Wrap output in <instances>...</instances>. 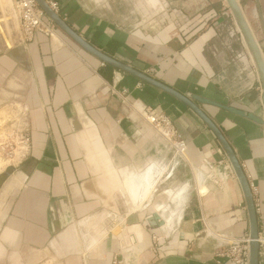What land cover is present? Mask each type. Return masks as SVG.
Wrapping results in <instances>:
<instances>
[{"label":"crops","instance_id":"obj_1","mask_svg":"<svg viewBox=\"0 0 264 264\" xmlns=\"http://www.w3.org/2000/svg\"><path fill=\"white\" fill-rule=\"evenodd\" d=\"M54 1L59 4L56 14L104 55L181 95L200 96L264 119L263 87L256 81L257 68L248 62L244 39L240 45L233 28L223 38L217 34L218 25L226 32L231 24L222 0H139L141 13L147 5L155 14L169 8L188 15L182 28L170 24L159 30L135 24L127 0ZM243 1L255 34L264 42L255 2L248 6ZM47 23L57 37L37 33L24 43L20 32L13 47L0 51V85L11 82L17 91L30 139L15 174L20 186L0 208V264L8 259L15 264H219L215 253L222 244L216 238L228 243L249 239L250 222L235 173L220 181L227 175L219 163L228 158L214 134L185 104L103 63L49 18ZM215 49L221 52L218 57ZM236 55L239 61L229 64ZM127 99L137 109L164 113L187 143L186 155L168 163L162 137L133 113ZM198 106L233 148L250 186L258 188L255 201L264 218V128L215 107ZM161 159L167 163L164 169ZM202 168L211 174L204 175ZM161 169L166 176L160 178V187L173 191L164 192L169 203L161 204L170 209L154 207L152 218L163 221L159 227L154 219L159 227L154 233L167 237L156 255L147 229L141 230L148 220L141 213L144 208L136 211L132 205L147 195L142 190L149 176ZM130 188H136V200ZM164 216L172 220L170 232L163 229ZM106 220L137 228L134 234L144 243L119 258L122 234L107 228ZM83 238H91L93 246L87 248Z\"/></svg>","mask_w":264,"mask_h":264},{"label":"water","instance_id":"obj_2","mask_svg":"<svg viewBox=\"0 0 264 264\" xmlns=\"http://www.w3.org/2000/svg\"><path fill=\"white\" fill-rule=\"evenodd\" d=\"M37 4L40 6V8L46 13L47 17L49 20L55 24L65 35H67L71 40H73L77 45H79L82 49L93 55L94 57L98 58L100 61H102L105 64L111 65L120 71L127 73L131 76L136 77L137 79L161 90L162 92L174 97L181 103L185 104L187 107H189L202 121L203 123L211 130V132L214 134L216 139L218 140L219 144L221 145L222 149L224 150L228 161L230 162L233 171L237 177V180L241 186V189L243 191L244 197H245V202L248 210V215H249V222H250V235H249V240H250V264H264V261H260V256H261V249L264 251V247L261 244V233H260V225H259V219H258V213H257V208L254 200V196L248 181V178L245 174V171L239 162V159L237 158V155L235 154L233 148L223 135V133L219 130L217 125L215 124L214 121H212L201 108L198 106L200 105H208L215 107L221 111H224L226 113H229L231 115L243 118L259 127L264 128V119L259 117L258 115L245 111L243 109H239L233 106L225 105L222 103H218L200 96L196 95H181L178 92L174 91L173 89L163 85L162 83L156 81L155 79L140 73L134 69H132L129 66H126L124 64H121L114 59L104 55L103 53L97 51L95 48H93L91 45H89L87 42H85L75 31H73L62 19L59 15H57L54 11L51 10V8L47 5L46 1L44 0H35ZM229 9L232 12V16L234 20L236 21L238 27L240 28L241 35L243 39L245 40L247 47L249 49L250 54L252 55L256 68L258 70L261 84L263 87V93L261 97V101L264 105V53L262 50V47L260 45V42L255 39V31L251 30V27L249 23L247 22L245 15L243 14V11L241 9L240 4L237 2V0H226ZM257 4V11L255 17L261 20L262 23V28L264 31V17L261 9V4L260 0H256ZM165 11V9L162 10V12ZM253 31V32H252ZM257 37V36H256ZM259 42V43H258ZM164 144V143H163ZM165 146V144L163 145ZM200 170L204 175H210L211 172L205 170ZM172 176V175H171ZM167 176V177H171ZM10 174H6V178L9 180ZM160 178H161V171L156 172L147 181V186L148 189L151 190V194L146 197L144 195L141 196L140 202L134 203L133 207L134 209H138L142 204L150 202V199L152 200L153 194H156L158 192L157 188L158 185L160 186ZM144 190V189H143ZM142 190V191H143ZM1 191L2 188H0V205L2 203L1 200ZM164 194V193H163ZM159 217H155L154 219L158 222L159 227L163 225L162 219H158ZM130 228V227H129ZM126 228L125 230L122 231V239L120 240V256L121 258L122 254L125 253L128 249H131L132 247H137L138 245H141L144 243L143 237H137L134 234H127L129 231ZM167 238V237H166ZM226 238V237H225ZM84 239V245H87V248H91L90 246H93L92 239L90 242L88 240ZM99 240V238H97ZM216 240L223 245H228V242L216 238Z\"/></svg>","mask_w":264,"mask_h":264},{"label":"rangeland","instance_id":"obj_3","mask_svg":"<svg viewBox=\"0 0 264 264\" xmlns=\"http://www.w3.org/2000/svg\"><path fill=\"white\" fill-rule=\"evenodd\" d=\"M138 1L139 0H127V2L130 4V17L132 20L135 21V24H141V26L148 30H159L160 28H163L165 25L174 24L171 22L174 16H171L174 12L173 10H166L165 12L158 11L156 14L153 11L152 8L145 6V13H141L140 9L138 10ZM142 1V0H141ZM240 5L246 15V18L251 24L252 29L253 27V21L250 20L247 4L243 0H239ZM0 51L13 47L16 44V37H20V21L19 16L17 13V10L15 8V5L13 4V1L11 0V6L6 4V1L0 0ZM224 5L226 6L225 13L228 17H230V25L227 28H230L226 30L227 35L231 31V28L234 29L235 37L241 38V33L237 32V29L235 27V20L232 16V12L229 9L228 5L224 0H222ZM253 2H256L255 0H248V6L249 3L253 4ZM140 14H139V12ZM175 15V14H174ZM155 24L157 26H155ZM175 25V24H174ZM255 31V30H254ZM257 35L255 34V37ZM258 41L260 42V45L262 47L263 53H264V42L256 37ZM244 43V41L241 38V44ZM244 47L246 48L245 44ZM247 51V50H246ZM2 90V91H1ZM17 95V91L15 90L14 86H11V82L5 81L3 85H0V188H2V191L5 187V185L14 180H17V171L19 170L20 163L25 159L28 149L30 145L27 143V138H29V125L26 122L25 118V109L20 103V101L15 97ZM163 143L165 146H163L162 149L167 150L165 151L167 153L166 161L168 163L172 162L174 158H181L179 155L176 154L173 147L168 143L165 139H163ZM162 161V159H161ZM163 169L165 168L166 164L165 162H161ZM174 171V170H173ZM195 171V179H198V172ZM159 172V170L157 171ZM6 174H10V181L6 178ZM174 172H172L173 175ZM15 175V176H13ZM169 175V176H170ZM166 176L165 172L161 170V177ZM168 176V175H167ZM16 177V178H14ZM22 179V177H19ZM158 187H160L158 185ZM158 192L156 194H153L154 197H158L159 199L157 202L153 201L147 202L146 204H142L139 208L142 209V214L148 218V220H144L145 222L144 226L141 227L142 232H144L146 229V232L149 233L151 238V245L154 244V237H155V230L158 229L154 224L153 214H154V207L161 204H167V197L164 196L165 191H173V188H157ZM1 191V192H2ZM149 193V192H148ZM146 192V194L148 195ZM170 192H168L169 194ZM150 195V193H149ZM169 203V202H168ZM133 206V205H132ZM162 206V205H161ZM117 207L114 209V211H117ZM138 208V209H139ZM120 211H122L121 208H119ZM134 209V207H133ZM137 211V209H134ZM259 219V225H260V233L261 237L264 238V218H260V215L258 214ZM105 226L107 228H113V231L119 230L120 234L121 231L125 230L126 228L131 227L130 225H122V223H116L115 221L112 222L110 220L105 221ZM145 228V230H144ZM150 231V232H149ZM157 237V236H156ZM164 237V236H159ZM90 242V238L88 239ZM83 244V243H82ZM260 261H264V251L261 249V256ZM3 264H15L13 259H8ZM16 264H25L21 261Z\"/></svg>","mask_w":264,"mask_h":264},{"label":"built area","instance_id":"obj_4","mask_svg":"<svg viewBox=\"0 0 264 264\" xmlns=\"http://www.w3.org/2000/svg\"><path fill=\"white\" fill-rule=\"evenodd\" d=\"M13 4L15 5V8L17 10L19 21H20V32H21V39L22 42L27 43L34 40V37L37 33H41L49 38H55L57 37L56 32L52 25L47 23V15L46 13L40 8V6L37 4L35 0H12ZM47 5L51 8L52 11L55 13H58L59 11V4L54 0H47ZM173 14L171 16H174L171 22H173L178 27L182 28V26L185 25L187 18L186 15H178L176 11L172 12ZM175 14V15H174ZM235 27L237 29V32L241 33L238 30V27L235 23ZM217 34L219 37L223 38L226 35V32L224 28L221 25H218L216 28ZM235 32V31H234ZM233 32V34H235ZM243 40V37H241ZM229 52H235L231 50V48H228ZM236 53V52H235ZM221 54L220 51L215 49L214 56H219ZM239 56L236 55L229 64H235L237 61H239ZM248 62L251 63V66L253 69H256V65L253 63V60L248 53ZM105 64H103L104 66ZM245 72V69L242 71V74ZM220 81H224V76L218 77ZM242 79V77L240 78ZM256 81L260 83V76L257 74ZM244 87L246 89H250L251 84L249 82H244ZM127 106L139 117L144 119L148 125L156 132L158 133L163 139H165L175 150L176 154L179 155L181 158H183L187 151H188V145L182 138V136L178 133V131L175 129L174 124L172 121L162 112H158L155 109L149 108V107H142V109L136 108V106L128 101V99L125 101ZM27 143L30 144V139L27 138ZM29 146V145H28ZM220 166H223L226 170V175H224V178H220V181L227 180L226 178H229V176L234 177V171L232 166L228 161L220 162ZM254 200L256 199L258 195V188L254 185L250 186ZM257 200L255 201L256 204ZM257 208V204H256ZM257 213H259V209H257ZM157 236V237H156ZM165 239L163 237H159V235H155L154 241L152 244L154 253L156 255H159L161 253V243ZM250 242L249 239H243L239 241H235L232 243H228V245H221L217 252L215 253V259L220 264L222 260H229L233 264H250ZM113 264H119L117 260L113 261Z\"/></svg>","mask_w":264,"mask_h":264},{"label":"bare ground","instance_id":"obj_5","mask_svg":"<svg viewBox=\"0 0 264 264\" xmlns=\"http://www.w3.org/2000/svg\"><path fill=\"white\" fill-rule=\"evenodd\" d=\"M3 1H6L7 2V0H3ZM9 1V0H8ZM226 1V0H225ZM10 2H11V0H10ZM237 2L239 3V1L237 0ZM1 3V2H0ZM8 3V2H7ZM6 3V4H7ZM227 3V2H226ZM2 4V3H1ZM240 4V3H239ZM228 5V4H227ZM10 6H11V4H10ZM159 6H160V4H159ZM241 6V5H240ZM161 7V6H160ZM164 8V7H163ZM165 9V8H164ZM241 9H242V7H241ZM163 10V9H162ZM242 11H243V9H242ZM164 12V11H163ZM243 14H244V11H243ZM245 15V14H244ZM245 18H246V15H245ZM246 20H247V18H246ZM247 22H248V20H247ZM249 23V22H248ZM237 24V23H236ZM250 25V24H249ZM238 26V25H237ZM251 27V26H250ZM239 30H240V28H239ZM251 30H252V28H251ZM253 32V31H252ZM253 34H255V33H253ZM255 36V35H254ZM255 39L257 40V38L255 37ZM245 41V40H244ZM258 41V40H257ZM246 43V42H245ZM259 43V42H258ZM246 46H247V44H246ZM248 48V47H247ZM249 50V49H248ZM250 53V52H249ZM251 55V54H250ZM251 57H252V55H251ZM252 59H253V57H252ZM253 62H254V59H253ZM254 64H255V62H254ZM138 116V115H137ZM161 170H163V169H161ZM200 173V172H199ZM198 173V180H200L201 179V174H199ZM148 174L150 175V173L148 172ZM155 173H152L150 176H149V178H152V176L154 175ZM14 178H16V177H14ZM11 179V178H10ZM10 179H9V181H10ZM17 179V178H16ZM198 182V181H197ZM199 184H200V182H198ZM18 186H20V180H12V181H10V182H8L6 185H5V187H4V189H3V191L1 192V200H2V203H1V205H0V208L2 207V206H4V204H5V201H6V199H7V197L12 193V191L15 189V188H17ZM136 189V188H135ZM135 189L134 188H130L129 190L131 191V193H132V196H133V198H134V200H136L137 198H138V196L136 195V193L137 192H135ZM144 190H143V192L145 191V192H149V191H151V190H149L148 189V186H147V188H143ZM150 194H151V192H149ZM169 194H171V193H169ZM147 197V196H146ZM170 199H171V201H173L174 200V196L171 194L170 195ZM159 208H163L162 210L163 211H160V212H164V211H166V210H168V209H170V207H168V206H157L156 207V209H157V211H159ZM164 219H165V221H166V225H165V227L163 228L165 231H172V229H173V224H172V220L168 217V216H164ZM179 221H180V218H179ZM137 231V228H130L129 229V231H128V234L129 235H131V234H134L135 232ZM135 235V234H134ZM137 237L139 236L138 234L136 235ZM121 238H122V236H121ZM139 238V237H138ZM164 239H166L165 237H163ZM121 240V239H120ZM260 240H261V244L263 245V247H264V238L263 237H261L260 238ZM249 242H250V240H249ZM119 243H120V241H119ZM129 250V249H128ZM127 250V251H128ZM126 254V253H125ZM131 256H132V254H131ZM133 257V256H132ZM131 257V258H132ZM130 258V259H131Z\"/></svg>","mask_w":264,"mask_h":264},{"label":"flooded vegetation","instance_id":"obj_6","mask_svg":"<svg viewBox=\"0 0 264 264\" xmlns=\"http://www.w3.org/2000/svg\"><path fill=\"white\" fill-rule=\"evenodd\" d=\"M239 2H240V1H239ZM260 4H261V6H262L261 0H260ZM255 5H256V8H257V4H256V2H255ZM247 9L250 10L249 7H247ZM251 11H253V6H252V10H251ZM183 12H184V11H183ZM187 16H188V15H187Z\"/></svg>","mask_w":264,"mask_h":264}]
</instances>
